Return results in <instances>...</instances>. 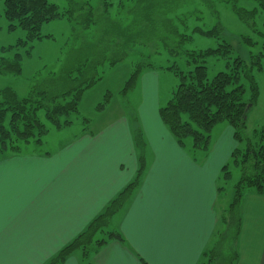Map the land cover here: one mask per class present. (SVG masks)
<instances>
[{"label": "crops", "instance_id": "obj_1", "mask_svg": "<svg viewBox=\"0 0 264 264\" xmlns=\"http://www.w3.org/2000/svg\"><path fill=\"white\" fill-rule=\"evenodd\" d=\"M151 73L140 75L137 125L120 109L96 134L55 151L0 154V264H47L135 180V128L145 166L109 221L113 236L102 234V245L79 248L57 264H204L230 233L232 264H264V197L246 191L233 225L227 223L233 193L225 205V154L190 150L184 141L180 147L159 115L171 97L160 96Z\"/></svg>", "mask_w": 264, "mask_h": 264}, {"label": "trees", "instance_id": "obj_2", "mask_svg": "<svg viewBox=\"0 0 264 264\" xmlns=\"http://www.w3.org/2000/svg\"><path fill=\"white\" fill-rule=\"evenodd\" d=\"M202 2L215 12L212 0ZM225 2H231L234 13L243 22L248 23L256 15V8L246 10L238 7L233 0ZM182 3L183 0H95L91 4L90 0H67V7L61 10L47 0H3V14L9 22L8 29L20 28L26 32L25 39L19 40L17 46L24 48L35 40L51 37L41 35L42 24L61 18L72 24V38L76 45H72L66 53L61 69L32 85L26 97H18L9 88L0 91V154L21 151V147L30 142H42V135L47 129L38 119V109H45L46 117L56 128L70 124L67 118L69 113L77 110L82 91L99 78L95 75L96 69L106 61L114 63L126 54L140 51L147 45L155 53L165 49L169 54H176L181 43L192 39V33L218 40L223 31L220 23L216 22L212 26L203 23L204 26L195 25L190 30L186 25L190 12L180 8ZM261 6L264 7V0L261 1ZM91 29H94V38H88V41L84 37ZM259 35L263 38L261 51L249 54L246 60L235 55L228 61L233 52L232 46L222 40L215 47L185 51L183 54L190 59L188 63L194 65L190 70L180 71L176 65L166 67L178 75L179 83L171 98L159 109V115L180 146L183 147L184 139L190 137L194 150H207L210 147V132L221 121L235 129V137L240 136V130L245 124L246 110L254 105L258 97L254 73L261 70L264 31L259 32ZM243 42L248 46L255 44L251 38H243ZM210 57L227 61L225 71L217 72L208 79L205 62ZM148 67L152 65L135 64L122 93L134 86L137 72ZM20 70L18 54H14L12 59L0 57V74H17ZM245 83L249 89L247 99H244ZM176 118L179 119V124L169 122ZM258 133L260 137H264V123ZM134 140L139 151V168L135 180L119 192L104 211L89 222L47 264H57L79 248L86 250L91 244H103V240L94 239L96 233L107 228L111 217L135 189L144 170V142L138 128L134 130ZM232 161L239 168L240 177L233 187L232 200L225 217L230 226L233 225V213L246 191H253L264 197V145L249 146L244 152L235 149ZM226 169L227 165H224V180L227 179ZM234 225L236 226V222ZM103 234L113 236L106 230ZM234 237L231 233L229 237L227 234L222 237L225 240L219 241L217 247L223 243L225 246L222 250L231 253L227 257L219 253L216 256L220 257L219 262L213 264L235 262L237 253L230 251V243ZM217 247L212 248L206 255L212 257ZM209 258L204 264H212Z\"/></svg>", "mask_w": 264, "mask_h": 264}, {"label": "rangeland", "instance_id": "obj_3", "mask_svg": "<svg viewBox=\"0 0 264 264\" xmlns=\"http://www.w3.org/2000/svg\"><path fill=\"white\" fill-rule=\"evenodd\" d=\"M47 1L55 4L61 10L67 7V0ZM233 1L238 7L246 10L256 8L257 12L254 18L248 23L241 21L230 6L231 2H225V0H212L215 12L202 0H183L180 8L183 7L184 11L190 12L186 20V25L189 26L190 30L195 25L212 26L219 22L223 31L218 40L192 33V39L181 43L177 47L176 54H169L165 49L155 53L152 51L153 48L147 45L142 47L140 51L126 54L114 63L106 61L96 69L95 75H98L99 78L82 91L77 103V110L69 113L67 118L70 120V124L63 128H56L46 117L45 109H38V119L47 130L42 135L41 143L33 144L30 142L21 147V153L36 152L37 150L40 152L55 151L61 144L78 142L84 136L96 134L101 129V125L111 122L114 117L119 115L120 109L124 111L125 118L132 123V126L137 125L138 119L134 112V103L138 101L136 92L138 91L140 75L145 70L153 71L151 74L157 81L160 96L164 98L167 94L169 99L179 83V77L166 67L176 65L180 71L190 70L194 67L192 63H188L190 59L183 54L185 51L215 47L224 40L232 46L233 50L228 61H231L235 55L246 60L249 54H257L261 51L263 43V38L259 35V32L264 31L262 0ZM90 2L94 4L95 0H90ZM8 23L3 14V0H0V57L12 59L14 54H18L21 66V70L17 74H0V91L3 88H9L18 97H26L32 85L41 82L50 75L52 76L61 69L66 53L72 48V45H76L72 38V24L65 18L43 23L40 30L41 35H50L51 37L35 40L23 48L17 46V42L25 39L26 32L20 28L9 30ZM84 38H94V29H91ZM243 38H251L255 44L248 46L243 42ZM8 47L12 48L9 49ZM226 61L227 59L222 58H207L205 62L207 78L211 79L217 72L225 71ZM139 63L143 65L147 63L152 67L138 71L134 86L122 93L126 80L135 69V64L138 65ZM254 77L258 86V97L254 105L246 110L245 124L244 128L240 130V136L235 137V129L225 121L215 124L210 132L209 149L216 147L225 154L224 165H227V179L222 181L225 202L228 201L225 205L230 202L233 187L240 177V170L232 161L233 151L236 149L244 152L249 146L264 145V137H260L258 133L264 123V56L261 58V70L255 72ZM244 85L246 86L244 99H247L249 89L247 83ZM104 99L105 101H103ZM101 103L104 104L100 106ZM186 142H190L189 148L192 150L191 138H186L184 144ZM125 149V145L122 146V151ZM107 229L98 231L94 239L99 240ZM220 245L214 255L209 256V261L212 264L219 262L220 257H216L219 253L223 257H227L231 253L228 254L227 251L222 250L225 244L221 243Z\"/></svg>", "mask_w": 264, "mask_h": 264}, {"label": "snow or ice", "instance_id": "obj_4", "mask_svg": "<svg viewBox=\"0 0 264 264\" xmlns=\"http://www.w3.org/2000/svg\"><path fill=\"white\" fill-rule=\"evenodd\" d=\"M169 122H170V123H176V124H179V119H178V118H176L175 120L170 119Z\"/></svg>", "mask_w": 264, "mask_h": 264}]
</instances>
